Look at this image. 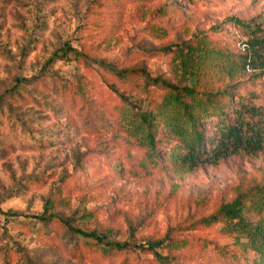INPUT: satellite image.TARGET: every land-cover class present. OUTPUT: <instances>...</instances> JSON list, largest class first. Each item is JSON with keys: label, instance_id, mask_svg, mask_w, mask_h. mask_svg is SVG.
I'll use <instances>...</instances> for the list:
<instances>
[{"label": "rangeland", "instance_id": "rangeland-1", "mask_svg": "<svg viewBox=\"0 0 264 264\" xmlns=\"http://www.w3.org/2000/svg\"><path fill=\"white\" fill-rule=\"evenodd\" d=\"M234 18L264 23V0H0V264H161L139 248L103 256L93 243L70 240L61 223L32 218L43 213L109 241L166 239L159 251L168 264L257 257L241 236L224 232L223 221L206 222L243 195L247 218L264 223V151L183 165L170 158L182 150L160 125L152 156L120 110L130 105L123 94L135 104L145 96L105 66L182 85L168 47L201 33L233 54L245 51ZM67 46L87 58L71 52L48 64ZM44 69L36 86L20 82ZM234 83L235 107H254L253 120H264V68L247 66ZM16 87L20 96L8 94ZM150 89L155 99L163 92ZM229 105L222 104L227 113ZM213 111L200 122L207 145L222 121Z\"/></svg>", "mask_w": 264, "mask_h": 264}, {"label": "trees", "instance_id": "trees-1", "mask_svg": "<svg viewBox=\"0 0 264 264\" xmlns=\"http://www.w3.org/2000/svg\"><path fill=\"white\" fill-rule=\"evenodd\" d=\"M160 15L162 18L168 16L167 12ZM233 24L240 28L246 38L245 51L239 50L233 54L228 47L216 45L201 33H196L186 42L168 47L172 53L174 71L182 85L171 84L161 77L152 78L143 69L119 70L114 65H105L121 82H130L145 96L144 103L135 104L131 97L123 94V100L130 101V105H120V110L130 132L137 136L140 144L152 156L158 155L160 125L169 137L177 139V146L182 150L173 149L170 158L183 165H210L232 153L242 151L255 154L264 151V120H253L255 108L249 109L242 105V109H239L235 107L237 101L234 99L238 86L234 81L246 71L247 66L253 69L264 68V23L234 18ZM156 31L161 33L165 30L158 27ZM71 52L74 60L87 58L86 54L67 46L62 49L61 55L54 53L48 64H52L57 58H66ZM45 71L46 69L39 75L24 78L20 82L36 86L49 74ZM61 82L65 87L66 82ZM153 85H159L163 89V92L158 93V99L153 97L156 90L150 89ZM77 90L79 93L83 92L81 84ZM8 94L20 96V88L16 87ZM227 99L230 101L228 113L222 109V104ZM210 109L214 110L215 116L222 117V121L216 135L209 140L210 145H207L208 136L200 122L211 116ZM259 190L264 193V186ZM243 198L245 196L240 195L232 203L221 206L206 223L211 225L223 221L224 232L241 236L247 247L257 254L248 264H264V223L256 224L247 218ZM8 215L15 217L18 214ZM32 218L45 227L53 222L61 223L70 240L75 239L85 245L93 243L103 256L139 248L152 252L156 261L161 264L170 262L168 256L159 251L165 247L166 239L150 240L141 244L109 241L107 235L76 228L70 220L61 219L56 214L43 213L33 215ZM72 250H75V245Z\"/></svg>", "mask_w": 264, "mask_h": 264}]
</instances>
